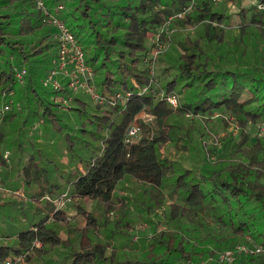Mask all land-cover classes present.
I'll list each match as a JSON object with an SVG mask.
<instances>
[{
	"label": "trees",
	"instance_id": "trees-1",
	"mask_svg": "<svg viewBox=\"0 0 264 264\" xmlns=\"http://www.w3.org/2000/svg\"><path fill=\"white\" fill-rule=\"evenodd\" d=\"M43 1L49 15L37 0H0V110L13 107L0 112V181L30 199L17 207L0 190V218L17 223L0 225V264H225L237 245H264V0ZM52 18L104 103L73 94L65 106L44 87L59 54ZM155 35L172 41L160 87L147 64ZM146 107L154 134L127 142ZM216 114L239 131L207 144L199 120ZM66 191L74 215L40 203ZM146 220L153 235L132 243ZM244 255L235 264H264Z\"/></svg>",
	"mask_w": 264,
	"mask_h": 264
},
{
	"label": "rangeland",
	"instance_id": "rangeland-1",
	"mask_svg": "<svg viewBox=\"0 0 264 264\" xmlns=\"http://www.w3.org/2000/svg\"><path fill=\"white\" fill-rule=\"evenodd\" d=\"M214 1H216L218 3H220V2L223 3V0H214ZM241 1H242V5H248V3L250 1H252V0H241ZM37 4H38V0H37ZM237 9H238L237 5H235V4L231 5V11H236ZM185 14L186 13H181V15H179V17L182 18V17L185 16ZM173 27H174V29H178V27H176V26H173ZM179 29H180L179 31L185 32L184 27L181 26V27H179ZM191 33L194 34L195 32L192 31ZM158 37L159 36L155 35L154 37H152L151 42H149V45H152V43H157V45L153 46V48H152L153 51L150 52V54H149V56L147 58V62H148L147 64L150 65L151 72H152V74L154 76L155 82L158 84L156 86L160 87L164 83V79H163L164 78V76H163L164 67L168 65L167 62H165L162 57H164L166 59V57H168V55H169V52L172 51V48H170L172 41H171L170 37H168L167 39H165L163 41L160 38H158ZM157 50L160 51V53L158 55L155 54ZM164 52H167V53H165L163 55ZM155 56H157V57L155 58ZM150 59H152V62L148 61ZM74 68H76L75 63L74 62L72 63L70 61L68 63V66H67V71L71 72L72 69H74ZM170 72H173V70H171ZM94 78H95V75H94ZM81 79L84 81L86 79V76L85 75H81ZM58 80L60 81V83L62 85L67 86L69 78L65 74H60L58 76ZM44 87H48L50 89H53L51 85H49V86H45L44 85ZM156 92H157L156 94L158 96L162 95L163 93L165 94V92H164V90L162 88H160L159 91H156ZM72 94H76L79 97H82V98L86 99L87 101L92 103L93 106L95 105V103H94V101L92 99V96L89 93H87L82 88H79L78 90L73 91ZM12 103H15L14 100H13ZM12 108H13L12 105L10 106V109H6L4 107L2 110H0V112L5 113L7 111L12 110ZM19 108L20 107L18 106V109ZM145 113L148 114V117L144 116ZM137 117L132 122V124L139 123L141 125V127H142V130L139 132L138 136L135 139L136 142H139L142 139L152 137V135L154 134L155 127H156V119L148 111L147 107L144 108V110L141 113H139L137 115ZM219 117H221V116L219 114H216L215 117H211L210 118V124H209V125H211L210 127H209V125H205L204 121L199 120L200 124H202V127L204 128L200 137L202 139H204V140L206 139L207 142H208L207 144L216 142L217 140L220 139V137L225 136V135L227 136L232 131H234V133H238V131H239V125H237V124H235L233 122V118H232V120L230 119V124L227 125ZM249 130L254 131L253 128H249ZM263 132H264V128L260 127L259 135H263ZM206 133H208V135ZM171 152H173L172 147H168L167 150H165V153H167L168 155H170ZM67 159H68V157L64 156L63 160L66 161ZM185 163L188 164L189 161H186ZM0 190L3 191L4 194L7 195V196L10 195V193L13 194L14 195V199H15V202H13V203L17 204V207H20V205L22 204V200L23 201H29L30 200L28 195L26 194L25 189H23V188H21L19 190L11 191L10 189L4 187L2 182L0 181ZM7 196H5V197H7ZM67 196H68V191H66L63 194V196H61V198H59V199L58 198H54L53 200H50V199L45 197V198H43L40 201V203L42 204L44 209L47 212H49L50 214H52V215L56 212L57 208L61 209L63 214H65L67 212V214H69V215H74L75 212H74V208H73L72 202H71V200L69 198H67ZM5 197L2 196L1 198L5 199ZM2 199H1L0 202H3ZM46 199L48 201H51L52 203H54L57 206L53 207L51 205L46 204L45 203ZM1 206H5V205L3 204ZM3 209H4V207L0 208L1 211H3ZM19 216L22 217L20 213H19ZM153 219H154L153 221L157 220V218H153ZM0 220H3V223L0 222V225H2V226H3V224L7 225L8 223H10L12 228H14L16 226V224H17L16 222L9 221L8 218H4L3 215L1 216ZM69 220L73 221V218H69ZM4 221H5V223H4ZM51 223L52 222H49V224H51ZM28 224H29V222H26L27 226H28ZM159 224L162 225V222H160ZM159 228L162 229L161 226ZM131 233L134 234L132 243L137 244L140 240H141V243H142V242L145 241V238H147V236L151 237L153 235V224L150 221H147V220L143 221V222H140L133 229H131ZM40 245H41L40 243H37L38 247ZM243 255L244 254H236L234 256V259H233V261H234L233 264H235L241 258V256H243ZM250 255L258 256V255H264V253L247 254V256H250ZM244 256H246V255H244Z\"/></svg>",
	"mask_w": 264,
	"mask_h": 264
},
{
	"label": "built area",
	"instance_id": "built-area-1",
	"mask_svg": "<svg viewBox=\"0 0 264 264\" xmlns=\"http://www.w3.org/2000/svg\"><path fill=\"white\" fill-rule=\"evenodd\" d=\"M38 6L45 11L46 15H49L46 10V6L43 0H38ZM181 15V14H179ZM54 24L58 27V32L55 37L59 40V54L57 58V63L53 66L50 71L46 74L44 78V85H51L57 94L54 95L53 99L55 102L61 103L63 105H69L73 100V91L78 90L79 88L84 89L87 93L92 96V99L95 104H102L105 102V98L97 92L92 81H94L93 70L87 65L85 61V56L83 49L79 42L75 39L72 31L62 22L59 18H52ZM160 53L159 50L156 51V55ZM157 56H155L156 58ZM74 62L76 68L72 69L71 72L67 71V66L69 62ZM152 62V59L148 60ZM27 74V69L23 68L18 70L17 78L22 84L25 81V76ZM60 74H65L69 80L67 86H64L58 80ZM81 75H85L86 79L83 81ZM66 89V94L61 95L62 90ZM150 90V87H144L141 92L147 93ZM13 94V93H12ZM162 95L159 96H164ZM129 96V95H128ZM127 100V98L125 99ZM168 101L173 105L177 106L179 104L178 98L176 96H169ZM11 105H5L6 109H10ZM144 116L148 117V114L145 113ZM154 117V116H153ZM138 118V117H137ZM142 130V127L139 123L132 124L127 130L126 141L127 142H136V137L139 132ZM38 243V242H37ZM36 243V244H37ZM253 253H264V245H247L240 244L237 245L234 249L227 250L222 254L221 260L227 264H233V259L236 254H253Z\"/></svg>",
	"mask_w": 264,
	"mask_h": 264
},
{
	"label": "clouds",
	"instance_id": "clouds-1",
	"mask_svg": "<svg viewBox=\"0 0 264 264\" xmlns=\"http://www.w3.org/2000/svg\"><path fill=\"white\" fill-rule=\"evenodd\" d=\"M137 117V116H136Z\"/></svg>",
	"mask_w": 264,
	"mask_h": 264
}]
</instances>
